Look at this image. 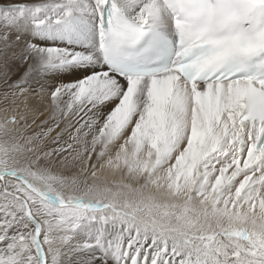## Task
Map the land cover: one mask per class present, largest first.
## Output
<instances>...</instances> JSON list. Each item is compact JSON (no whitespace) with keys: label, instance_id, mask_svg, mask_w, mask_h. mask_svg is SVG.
Returning <instances> with one entry per match:
<instances>
[{"label":"snow or ice","instance_id":"6c2138e0","mask_svg":"<svg viewBox=\"0 0 264 264\" xmlns=\"http://www.w3.org/2000/svg\"><path fill=\"white\" fill-rule=\"evenodd\" d=\"M0 264H264V0H0Z\"/></svg>","mask_w":264,"mask_h":264}]
</instances>
